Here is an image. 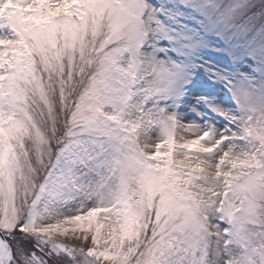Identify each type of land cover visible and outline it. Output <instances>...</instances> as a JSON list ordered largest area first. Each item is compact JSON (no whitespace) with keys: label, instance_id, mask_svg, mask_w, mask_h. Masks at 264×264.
Here are the masks:
<instances>
[{"label":"snow or ice","instance_id":"1","mask_svg":"<svg viewBox=\"0 0 264 264\" xmlns=\"http://www.w3.org/2000/svg\"><path fill=\"white\" fill-rule=\"evenodd\" d=\"M0 264H264V0H0Z\"/></svg>","mask_w":264,"mask_h":264}]
</instances>
